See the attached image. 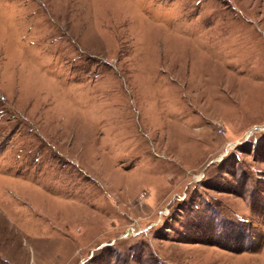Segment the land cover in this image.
<instances>
[{
    "label": "rangeland",
    "instance_id": "rangeland-1",
    "mask_svg": "<svg viewBox=\"0 0 264 264\" xmlns=\"http://www.w3.org/2000/svg\"><path fill=\"white\" fill-rule=\"evenodd\" d=\"M0 264H264V0H0Z\"/></svg>",
    "mask_w": 264,
    "mask_h": 264
}]
</instances>
